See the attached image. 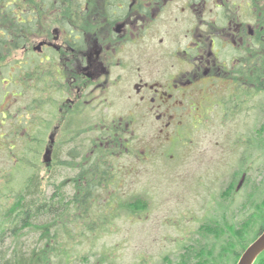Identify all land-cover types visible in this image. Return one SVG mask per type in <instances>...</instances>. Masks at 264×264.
<instances>
[{"label":"rangeland","instance_id":"rangeland-1","mask_svg":"<svg viewBox=\"0 0 264 264\" xmlns=\"http://www.w3.org/2000/svg\"><path fill=\"white\" fill-rule=\"evenodd\" d=\"M84 1L94 2L97 10L101 8L102 0ZM53 13L54 11H50L47 17H43L44 21L37 32L27 38L25 50H11L0 57V113L10 106L6 120L0 115V135L8 134L0 140V227L4 222L3 213L14 205L15 194L25 189L30 178L34 177L30 173L32 170L38 171L37 181L40 182V187L36 191L41 198L50 197L53 191L50 183H46L49 181L50 166L41 162V155L45 153L49 142L44 137L35 135L50 124V108L44 106L39 110L34 101L35 97L38 98V84L35 82L32 66L38 59L33 50L37 40L48 32H56L55 26L47 24L45 20ZM66 14L76 19L75 15L79 16L80 12L77 14L68 9ZM60 17L62 13L57 15V18ZM75 21L78 22V19L73 21L77 24ZM60 33L64 36V31ZM140 50L141 55L149 53V37ZM137 51L139 50L124 47L121 58L125 60L129 56H135ZM48 63L46 61L43 65L46 70L50 67ZM258 66L256 62L255 65H250L249 70ZM244 72L245 70L240 69L237 74L240 80L243 75L247 76ZM2 80L5 81L4 84L8 83L5 88L2 87ZM225 87L223 82L216 93L218 97H225L228 103L214 106L207 120L195 124L194 128L191 127L183 135V141L169 146L167 150L165 147L160 149L161 145L153 140L149 157V148L145 143L149 140V128L144 123L135 125L132 129L129 127V132L133 133L127 143L109 140L114 145L112 149L117 151L107 156L112 180L110 184H102L103 188L92 202V213L81 216L80 212L72 210L75 206L70 207L69 203L67 215L55 222V234L47 243L43 242L47 248L58 250L53 258L55 264H179L182 261L181 247L189 240L197 239L199 228L209 219L217 223L226 222L227 218L237 222L242 214L249 211L246 209V198L243 200L242 196L231 203L220 198L226 197L236 174L245 170V159L244 164H241L242 154L247 156V163L255 158L248 181V186L251 183L252 187L244 192L251 190L255 183L264 181V156H251L246 145L254 136V128L264 121V116L259 117L257 111L261 98L256 95L247 100L243 93L234 96L232 87ZM221 92L223 93L220 95ZM117 105L110 112L117 111L121 117L129 116L131 107L126 101H120ZM261 109L264 112V104ZM82 117V114L77 116L76 122L80 126L78 132L97 126L81 125ZM76 130L75 127L74 131ZM24 137L32 139L27 146V154L32 152L29 146L35 148L34 139L44 141L34 169L29 166L23 169L18 164L21 143L22 146L25 143ZM95 138L85 139L84 135L75 134L73 143L68 147L74 146L77 154L79 151L82 154L88 153L96 145H103L102 141ZM182 142L186 144L185 149L180 146ZM11 144L15 146L13 150H9ZM108 146L107 141L102 149H107ZM61 170L64 171L65 178L57 181L55 191L62 190L68 200L77 191L67 185L66 181L71 179L74 183L76 172L66 170V167ZM229 204H232L230 209H226ZM31 241L28 237H22L19 246H28ZM8 247L13 249L10 240L5 239L2 250L7 251ZM60 254L65 255V258L62 256L61 259ZM67 257H70L69 261Z\"/></svg>","mask_w":264,"mask_h":264},{"label":"flooded vegetation","instance_id":"flooded-vegetation-1","mask_svg":"<svg viewBox=\"0 0 264 264\" xmlns=\"http://www.w3.org/2000/svg\"><path fill=\"white\" fill-rule=\"evenodd\" d=\"M71 3L70 12H80L74 14L77 24L68 20L67 31L55 27L33 48L34 101L39 110L48 106L51 116L35 135L52 140L51 168L57 167L59 147L72 144L75 134L96 137L100 148L108 141L109 149L111 139L129 142V127L141 123L149 128L150 157L153 140L167 150L207 120L214 106L228 103L216 93L223 82L234 96L255 88L237 74L264 61V0H102L100 10L94 2ZM147 37L149 53L141 55ZM124 47L139 51L123 60ZM123 100L131 107L129 116L110 112ZM9 109L0 113L4 120ZM79 114L81 125L97 126L78 132Z\"/></svg>","mask_w":264,"mask_h":264},{"label":"trees","instance_id":"trees-1","mask_svg":"<svg viewBox=\"0 0 264 264\" xmlns=\"http://www.w3.org/2000/svg\"><path fill=\"white\" fill-rule=\"evenodd\" d=\"M71 2L72 0H0V57L11 50L21 49L26 44L27 38L37 32L39 25L44 21L43 17H47L50 11H54V13L45 19L47 24L67 31L69 24L66 22V18L70 21L77 19L68 17L66 14L68 9L72 8L73 3ZM59 11H62V17L57 18V15H61ZM32 66L35 71L34 76H36L35 64ZM244 73L247 76L243 75L241 80L246 81L247 79L248 84L255 88H248L244 90L243 94L247 100L256 97V95L261 98V103L257 105V111L259 117L264 116L261 109L264 104V61L260 67H254L248 73ZM262 122L256 129L254 128V136L246 143L251 156L252 154L264 156V121ZM31 140L24 137L26 148L21 143L18 164L20 163L23 169L25 166H29L30 169L37 167L36 163H38L43 148L44 141L34 139L35 148L29 146V149L32 148L30 149L32 152L27 154V146L30 145ZM14 147V144H11L9 150H13ZM113 147L102 149L95 146L94 151L84 154L80 151L77 154L74 146L59 147L56 156L54 155L57 159V167L51 168V163L47 164L51 171L48 177L49 181L46 183H50V186L53 187L52 195L48 198H41L42 196L36 191L40 187V182L37 181L38 171L30 172L34 177L30 178L25 189L15 194L14 205H11L8 211L3 213L4 222L0 227V264H55L56 261L53 258L56 257L58 250L47 248L43 242L47 243L48 239L53 237L56 230L55 222L67 215L69 203L70 207L75 206L72 210L80 212L81 216H89L92 213V202L103 188L102 184H110L112 180L109 176L107 156L117 152L112 149ZM43 154L41 155L42 164ZM242 155L241 164H244L245 159V170L236 174L233 182L229 185L226 197L220 199L231 203L242 196L243 200L246 198V209L249 211L242 214L237 222L227 218L226 222L217 223L209 219L199 228L197 239L189 240L181 247L182 261L179 264H236L244 250L264 230V181L260 184L255 183L251 190L247 193L244 192L245 189L252 187L251 183L248 186V181L250 180L251 165L255 158H251L247 163V156ZM16 167L18 168V166ZM63 167L76 172L73 178L75 185L72 189H76L77 193L68 200L61 192L62 190L55 191L57 181L65 178L64 171H60ZM60 172H62L61 176ZM220 205L222 209L223 202ZM231 205L226 206V209H230ZM123 206L124 204L121 207L123 208ZM65 224L66 221L64 226H66ZM22 237H28L32 240L31 243L28 246H19ZM5 239L10 240L13 249L8 247L7 251L2 250V243ZM61 254L59 257L65 258V255ZM50 255H52V260H50ZM263 259L264 251L257 256L253 264H264ZM69 260L70 257H67V261Z\"/></svg>","mask_w":264,"mask_h":264},{"label":"water","instance_id":"water-1","mask_svg":"<svg viewBox=\"0 0 264 264\" xmlns=\"http://www.w3.org/2000/svg\"><path fill=\"white\" fill-rule=\"evenodd\" d=\"M50 161V152L47 150L44 155V162ZM264 251V230L260 235L244 250L236 264H253L257 256Z\"/></svg>","mask_w":264,"mask_h":264}]
</instances>
